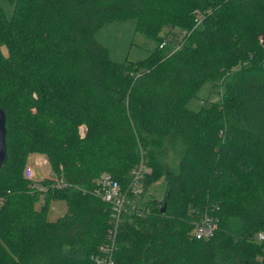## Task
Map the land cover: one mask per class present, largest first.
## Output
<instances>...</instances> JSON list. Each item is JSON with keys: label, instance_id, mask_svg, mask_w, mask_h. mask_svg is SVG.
<instances>
[{"label": "trees", "instance_id": "16d2710c", "mask_svg": "<svg viewBox=\"0 0 264 264\" xmlns=\"http://www.w3.org/2000/svg\"><path fill=\"white\" fill-rule=\"evenodd\" d=\"M8 1L0 264H95L110 211L95 178L106 172L126 187L140 155L149 167L140 212H123L113 264H264V0ZM126 17L153 45L116 62L94 32ZM168 26L187 31L176 49L159 45ZM205 80L219 101L189 108ZM33 152L52 174L23 176ZM159 177L161 194L145 193ZM52 199L64 210L48 219ZM204 214L216 228L195 238Z\"/></svg>", "mask_w": 264, "mask_h": 264}, {"label": "rangeland", "instance_id": "374dc122", "mask_svg": "<svg viewBox=\"0 0 264 264\" xmlns=\"http://www.w3.org/2000/svg\"><path fill=\"white\" fill-rule=\"evenodd\" d=\"M0 6L4 13L9 16L12 10L11 3H9L8 0H0ZM94 36L106 47L108 57L116 62H122L126 57L128 59L141 58L148 53L151 45H153V42L150 39L134 30V19L132 17L112 19L103 22L95 30ZM2 49L4 50V48ZM219 99L220 94L218 85H213L211 81L205 80L198 87L196 93L188 99L186 105L189 108L197 109L203 105L208 106L211 101H219ZM33 153L28 155L26 162L33 168V179L38 180L51 171L46 162L45 156L38 152ZM162 161L164 162L165 167H172L175 163L173 155L169 151L163 155ZM145 170H149L146 163ZM163 187V177H159L158 181L151 183L148 188L145 189V193L160 195ZM41 200V195H39L36 200V206L41 202ZM63 210V201L52 199L49 201V208L46 213V217L48 219H53L57 215L61 214Z\"/></svg>", "mask_w": 264, "mask_h": 264}, {"label": "built area", "instance_id": "2783aa9c", "mask_svg": "<svg viewBox=\"0 0 264 264\" xmlns=\"http://www.w3.org/2000/svg\"><path fill=\"white\" fill-rule=\"evenodd\" d=\"M186 33L187 31L182 28L168 27L159 45L169 43L172 49H176L182 43ZM144 170L145 163L143 157L140 155L138 162L129 170V182L126 187L122 186L113 176L106 172L100 173L95 178V193L110 205L107 239L99 243L96 251L90 254L95 264H113L115 231L120 223L123 212H140L138 209L139 200L136 197L142 191ZM22 173L24 177L33 179V168L31 165L26 163L22 168ZM54 185H63V180L61 178L57 179ZM215 228L216 217L204 214L199 220L193 222L192 236L195 238H207L212 235ZM256 238L263 239L264 231H258Z\"/></svg>", "mask_w": 264, "mask_h": 264}, {"label": "water", "instance_id": "95a60500", "mask_svg": "<svg viewBox=\"0 0 264 264\" xmlns=\"http://www.w3.org/2000/svg\"><path fill=\"white\" fill-rule=\"evenodd\" d=\"M5 158V114L0 107V166ZM163 210V206L161 207Z\"/></svg>", "mask_w": 264, "mask_h": 264}, {"label": "crops", "instance_id": "0c3cea01", "mask_svg": "<svg viewBox=\"0 0 264 264\" xmlns=\"http://www.w3.org/2000/svg\"><path fill=\"white\" fill-rule=\"evenodd\" d=\"M34 154V153H33ZM28 164V163H27Z\"/></svg>", "mask_w": 264, "mask_h": 264}]
</instances>
